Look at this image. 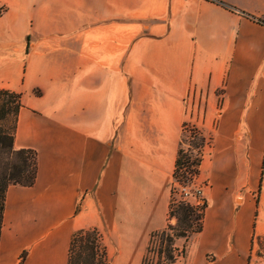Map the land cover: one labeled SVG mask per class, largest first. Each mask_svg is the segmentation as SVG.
Here are the masks:
<instances>
[{
	"label": "crops",
	"instance_id": "0c3cea01",
	"mask_svg": "<svg viewBox=\"0 0 264 264\" xmlns=\"http://www.w3.org/2000/svg\"><path fill=\"white\" fill-rule=\"evenodd\" d=\"M219 1L0 0V89L21 94L14 145L38 161L33 186L6 191L0 264H68L89 228L110 264H142L168 223L186 124L209 142L207 207L172 264H254L264 0Z\"/></svg>",
	"mask_w": 264,
	"mask_h": 264
},
{
	"label": "trees",
	"instance_id": "16d2710c",
	"mask_svg": "<svg viewBox=\"0 0 264 264\" xmlns=\"http://www.w3.org/2000/svg\"><path fill=\"white\" fill-rule=\"evenodd\" d=\"M5 9L0 6V15ZM257 21L264 24L263 19L257 18ZM36 93L39 94L38 91ZM21 107L20 93L0 89V235L8 187L11 184L33 186L38 172L37 152L29 148L18 149L14 145ZM188 127L190 125H184V132ZM191 131L199 138L198 153L193 155L186 151L182 137L174 171L168 223L165 228L152 233L142 264H172L185 254L186 249L185 246L178 248L176 241L181 238L188 241L203 229L206 200L203 199V204L196 206L186 200L175 199L176 183H187L199 176L204 150L209 143L197 127L192 126ZM173 218L176 219L175 224L172 223ZM68 264H110L103 235L97 228L81 229L73 234Z\"/></svg>",
	"mask_w": 264,
	"mask_h": 264
},
{
	"label": "rangeland",
	"instance_id": "374dc122",
	"mask_svg": "<svg viewBox=\"0 0 264 264\" xmlns=\"http://www.w3.org/2000/svg\"><path fill=\"white\" fill-rule=\"evenodd\" d=\"M191 128L192 126L190 125V127H188V129L183 133V137H184L183 147L189 153L192 152L193 155H196L198 153L197 142L199 141V138L196 137V134H194L191 131ZM204 154H205V150H204ZM205 184L207 183L199 182L198 178L195 180V185L201 186L202 190ZM193 187H194L193 180L188 181L187 183H183V184L176 183L175 199L180 200L182 197L185 196V191L192 192L194 189ZM256 193H257V197H259V191H257ZM202 196H203V193H202ZM189 199H190V202L192 203L196 202V199L194 196H191ZM172 223L173 224L176 223L175 218H173ZM253 261H254V264H264V239L260 242V246L258 245L257 250L253 255L252 262Z\"/></svg>",
	"mask_w": 264,
	"mask_h": 264
},
{
	"label": "built area",
	"instance_id": "2783aa9c",
	"mask_svg": "<svg viewBox=\"0 0 264 264\" xmlns=\"http://www.w3.org/2000/svg\"><path fill=\"white\" fill-rule=\"evenodd\" d=\"M195 180L196 179L193 180V183H194V187H193L194 189H193V191L192 192L185 191V196L182 197L181 199L190 202V199L189 198L191 196H194L195 199H196V202L195 203L190 202V203L198 206V205H202L203 204L204 197L202 196V188H201V186L195 185Z\"/></svg>",
	"mask_w": 264,
	"mask_h": 264
}]
</instances>
